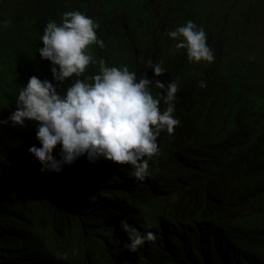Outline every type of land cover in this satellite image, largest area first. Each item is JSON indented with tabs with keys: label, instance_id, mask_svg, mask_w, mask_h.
Masks as SVG:
<instances>
[{
	"label": "trees",
	"instance_id": "trees-1",
	"mask_svg": "<svg viewBox=\"0 0 264 264\" xmlns=\"http://www.w3.org/2000/svg\"><path fill=\"white\" fill-rule=\"evenodd\" d=\"M13 1L0 13V120L30 77L63 95L76 79L92 82L103 59L138 79L177 82L180 124L160 134L143 181L131 165L86 155L41 172L29 153L41 146L37 122L0 125V264H264V0ZM74 11L99 25L104 47L90 46L85 73L60 83L38 49L47 23ZM189 20L214 62L189 61L168 35ZM122 221L156 240L127 251Z\"/></svg>",
	"mask_w": 264,
	"mask_h": 264
},
{
	"label": "clouds",
	"instance_id": "clouds-1",
	"mask_svg": "<svg viewBox=\"0 0 264 264\" xmlns=\"http://www.w3.org/2000/svg\"><path fill=\"white\" fill-rule=\"evenodd\" d=\"M6 19L3 27L8 28ZM99 25L80 11L66 12L62 22H48L42 35L43 47L38 49L42 59L51 62L53 78L63 83L68 78L81 77L91 63L90 46L104 42L96 30ZM177 40V49H186L189 61L212 63L213 50L208 46L203 28L189 20L185 25L168 32ZM100 72L92 82L76 79L61 95L48 80L36 76L19 92L16 111L8 120L13 126H25V121L38 124L36 139L40 147L32 146L29 153L41 164V172H61L65 165L74 164L81 156L95 163L100 158L118 165H131L133 175L143 181L149 175V159L158 153V138L166 131L172 135L180 121L175 118V104L179 85H167L150 79L127 67H109L99 60ZM155 77L164 75L160 64L148 62ZM58 69V70H57ZM161 90L153 95L150 86ZM206 86L204 81L200 87ZM164 93V94H162ZM161 102L167 105L161 109ZM61 148L60 159L53 152ZM123 229L130 233L124 248L136 252L146 241L154 242L156 235H146L122 221Z\"/></svg>",
	"mask_w": 264,
	"mask_h": 264
},
{
	"label": "rangeland",
	"instance_id": "rangeland-1",
	"mask_svg": "<svg viewBox=\"0 0 264 264\" xmlns=\"http://www.w3.org/2000/svg\"><path fill=\"white\" fill-rule=\"evenodd\" d=\"M13 2H14L13 0H0V13L3 12L6 9V7L8 5L10 6V4ZM1 33H2V27L0 26V55H1L2 50H3L2 43H1Z\"/></svg>",
	"mask_w": 264,
	"mask_h": 264
}]
</instances>
